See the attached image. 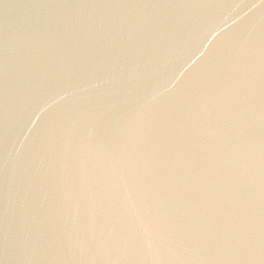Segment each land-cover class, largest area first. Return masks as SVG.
<instances>
[{"label":"water","instance_id":"95a60500","mask_svg":"<svg viewBox=\"0 0 264 264\" xmlns=\"http://www.w3.org/2000/svg\"><path fill=\"white\" fill-rule=\"evenodd\" d=\"M0 264H264V0H0Z\"/></svg>","mask_w":264,"mask_h":264}]
</instances>
